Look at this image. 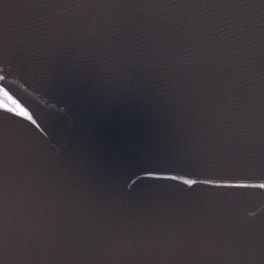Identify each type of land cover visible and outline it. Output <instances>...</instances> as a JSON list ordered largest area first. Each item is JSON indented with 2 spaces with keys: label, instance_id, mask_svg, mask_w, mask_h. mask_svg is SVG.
I'll list each match as a JSON object with an SVG mask.
<instances>
[{
  "label": "water",
  "instance_id": "95a60500",
  "mask_svg": "<svg viewBox=\"0 0 264 264\" xmlns=\"http://www.w3.org/2000/svg\"><path fill=\"white\" fill-rule=\"evenodd\" d=\"M0 22V204L28 249L4 264H262L264 189L181 177L264 154V0H10Z\"/></svg>",
  "mask_w": 264,
  "mask_h": 264
},
{
  "label": "snow or ice",
  "instance_id": "6c2138e0",
  "mask_svg": "<svg viewBox=\"0 0 264 264\" xmlns=\"http://www.w3.org/2000/svg\"><path fill=\"white\" fill-rule=\"evenodd\" d=\"M10 6V0H0V21L6 18L7 8ZM7 26L0 22V29H6ZM3 70L0 69V73ZM6 80V74H0V82ZM0 89H3L5 94L9 95L8 91L5 90L3 84L0 83ZM19 107V114L21 116H28V113ZM5 110L16 112V107H10L5 105ZM28 119H31L28 116ZM262 181L260 183H245L243 181ZM184 184L192 187L197 184L205 185V189L210 190H222V191H208L202 194L203 198H210L213 200L224 199L230 200L234 203H242L240 197L244 193L238 190H246L251 188L264 189V154L257 159L245 160L243 166L236 162L230 161H218L211 165L206 174L202 177L195 179H186L182 181ZM27 246L25 245L22 249H17L13 246V241L10 237V226L7 216L6 203L0 204V264H4V260L11 256L15 261L20 260L21 262L26 260L27 257ZM22 253V255H18ZM264 264V260H262Z\"/></svg>",
  "mask_w": 264,
  "mask_h": 264
},
{
  "label": "bare ground",
  "instance_id": "6f19581e",
  "mask_svg": "<svg viewBox=\"0 0 264 264\" xmlns=\"http://www.w3.org/2000/svg\"><path fill=\"white\" fill-rule=\"evenodd\" d=\"M4 109V108H3ZM17 112V111H16ZM17 114H19L18 112H17ZM20 115V114H19ZM186 179H188V178H184V177H181V180H186Z\"/></svg>",
  "mask_w": 264,
  "mask_h": 264
}]
</instances>
